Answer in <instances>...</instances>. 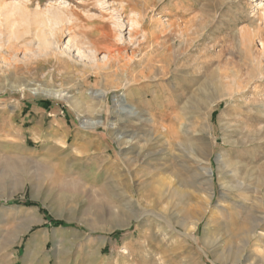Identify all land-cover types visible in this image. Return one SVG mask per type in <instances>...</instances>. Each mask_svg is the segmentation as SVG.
<instances>
[{
  "label": "rangeland",
  "instance_id": "1",
  "mask_svg": "<svg viewBox=\"0 0 264 264\" xmlns=\"http://www.w3.org/2000/svg\"><path fill=\"white\" fill-rule=\"evenodd\" d=\"M6 1L24 2L36 13L65 6L64 0ZM99 1L69 0L75 17L64 22L58 40L52 37L72 72L44 62L37 42H28L33 53L0 49V166L10 163L3 180L21 188L9 199L0 193V264H264V222L262 237L252 234L254 213L264 215V130L258 140L226 141L231 124L264 129V0L139 3L144 20L138 26L120 0ZM247 27L253 41L243 47ZM95 30L108 34L116 54L102 71L97 64L106 60L105 46L79 53L68 42L87 32L101 40ZM150 60L156 65L149 69ZM36 85L63 90L64 97L42 89L35 94ZM231 90L239 93L216 106L206 136L215 148L214 169L223 153L252 170L248 198L230 192L247 204L243 209L222 199L217 175L206 205L205 177L196 178V167L167 130L184 117L187 128L198 121L205 127L210 99ZM118 100L142 115L125 112ZM115 130L125 137L116 140ZM30 173L40 175L39 194ZM194 209L202 219L191 237L193 225L178 221L190 222Z\"/></svg>",
  "mask_w": 264,
  "mask_h": 264
},
{
  "label": "bare ground",
  "instance_id": "2",
  "mask_svg": "<svg viewBox=\"0 0 264 264\" xmlns=\"http://www.w3.org/2000/svg\"><path fill=\"white\" fill-rule=\"evenodd\" d=\"M68 1L69 0L63 1V3H65V6H63V7L58 6L55 9H53L52 7L54 5L50 4V6L47 7L44 11H42V12L37 11V13H36V11L32 12L31 10H29L28 7L26 6V3H24V2H11V1L8 2L6 0H0V36L2 35L0 37V49L5 48L6 50L11 51V52L12 51L17 52V51L23 49L25 51L28 50L29 52L33 53L36 49H35V47L28 46V42H30V43L37 42L38 55L44 56L43 57L44 62H47L48 64H52V65L56 66L57 69H59L60 71H63L62 73H65V74L74 71L72 64L69 61H67V59H65L63 57L64 54H66V53L63 51L58 53L56 50H54L52 48V44H53L52 37H54V40H58L60 38V33L63 31L61 29H64V27L62 28V25L64 24V22L66 20L73 21V19H74L73 17H75V13H74L73 9L69 10V4L70 3L68 4L67 3ZM153 2L155 3L156 0H120L119 4H120L121 9H123V12L127 16L130 14V16H128V17H129V21L131 22V25L138 26L139 24L143 23L144 19H142V16H144L143 15L144 11H142L143 9L141 6H140L141 8H139L138 6H135V5L141 4V5H144V7H145V5L146 6H148L150 4L152 5ZM99 3L104 4V0H100ZM59 5H60V3H59ZM130 7H131V10H130ZM128 11H130V12L127 13ZM248 28L249 27H247L246 29L241 31L242 34H241L240 38H241V42H242L243 47H246L248 42L253 41V40H251V32L250 31L247 32ZM95 31L99 32V34H100V31H98V30H95ZM135 32H137V31H135ZM100 35H102V36H99V38H101V40H103L102 42L99 39L94 40L92 38V35L88 32L86 34L85 39H78V37H77L78 35H76V36L71 35L68 42L71 43L72 47H76V49L78 50L79 53H81V50H83L82 48H84L86 46L88 50H90L96 54L101 48H103L105 46V48L108 52V54L104 58V60L105 59L106 60H105L104 64H102V63L97 64V67L101 69V68H105L107 66V63L111 62V58H112V60H114L115 59L114 56H116V54L112 55L113 51L110 48L109 43L106 44L107 38L109 37L108 34L106 33V35H105V33L103 31V33H101ZM81 36L79 35L80 38H81ZM156 42H158V41H156ZM103 43H105V44H103ZM262 51H264V50H262ZM118 54L120 55V52ZM116 60H118V58ZM260 61H262V60L260 59ZM34 62L35 61H28L27 66L28 67L33 66ZM155 63H156V61L153 62L152 60H150L148 64L146 63V67L149 69L153 68L156 65ZM116 66H118V64ZM163 66H164V63H163ZM43 68H45V67H43ZM108 70H109V68H108ZM100 71H102V69ZM225 73H226V75L228 74V72H225ZM232 73H234V72H232ZM235 81L237 82L236 78H235ZM239 85L240 84H238V86ZM244 87H245V85H244ZM40 89H42V88L37 86V87L33 88L32 91H33V93L37 94L39 91H41ZM42 90L49 93V94L57 96V97H64L63 90H53V89H42ZM237 93H239V90H231L229 92L224 91V92L220 93L218 96L210 99V105H209L210 106V112H209L208 117L206 118L208 123L206 124L205 127H203L204 126L203 125L202 126L203 128H201L200 122L198 121L197 125L195 123H193L192 125H190V127L187 128V126H186L187 120L184 117V118H182V122L180 124L181 125L180 127L167 128L168 132L171 134L170 135L171 138H174V137L176 138L175 139L176 144H178L181 147L183 156H185L190 161H192V164H194V166L196 167V178L199 179V177H201V176L205 177L204 183H206V185H208V191H209L208 192V198L206 200V205L212 199V195H213L212 191L214 190V187H215L216 175H217V180H218L217 182H219L218 184H220L219 187L221 188V197L223 200L228 199L232 203L233 207L238 208V209H243L247 205L240 198L235 199L234 196H231L230 192L235 193L238 197L243 196V199L246 198L248 195L245 194V191H249L248 181H249V177H251L250 171H252V170L250 168H247L248 167L247 163L243 159H241L240 157H238V156L237 157H230V156L225 155L223 153L222 154L220 153L218 155L216 169H214L213 162L211 160V157H212L211 155H212V153H214L215 148L213 146H211V148L209 147V143H208L207 136H206V133L212 134L211 131L214 129L215 123L213 124V122H212L213 118L212 117H213V114L216 110V106L219 105L220 103L223 104V102H227L229 100L231 101V99H233L234 95ZM104 94L107 95V93H105V92H104ZM117 103L122 104L121 108L126 109L125 112L127 111V113H130L132 115H138L139 117L142 115V112L134 109L133 106H129V105L124 104V100H118ZM72 104L75 107L80 106V103L77 102L76 100H72ZM200 106L201 105L199 103L198 108ZM200 109L202 110V108H200ZM187 111H188V109H187ZM205 111H206V109H205ZM198 112H200V110ZM238 114H239L238 112L235 113V115H237V116H238ZM182 115H183V113H182ZM190 115H192V114H190ZM196 115H198V114H196ZM237 116H235V117H237ZM146 119H147V117H146ZM96 120H98V119H96ZM151 120H153V117L151 118ZM100 122L101 121L99 119L96 123L99 124ZM243 122H244V120H243ZM227 127H228L227 132H228L229 137L226 139V141L229 142L232 146L238 145L240 143L251 142V141L256 139L257 135L260 134L262 132V130H264L262 127L261 128L239 129L238 128L239 125H237V124L236 125L231 124V125H228ZM235 131H240L239 132L240 137H238L237 139L231 138L232 137L231 135L234 134ZM114 133L116 134L115 135L116 140L117 139L121 140L125 137L124 131L115 130ZM262 134H264V133L262 132ZM263 137L264 136H262V138ZM258 139H256V140H258ZM130 141H132V139L129 138L127 140V142H130ZM17 162H18V160L16 162L14 161V163H17ZM22 162H24V161H22ZM9 165H10V163H9ZM9 165L0 166V193H2V195H4L6 197L5 199L13 198L14 193L17 190L21 189V188L19 189L18 187H16V188L15 187H9L6 183V180H3V178H5L9 174V171H8ZM30 179L32 180V191H33V193L39 194L41 192L40 175L38 176L34 173H30ZM11 181H12V179H11ZM23 187L25 189V186H23ZM255 191L259 192L256 189H255ZM39 196L40 195H38V197ZM142 197L148 198V197H150V194L149 193H146V194L143 193ZM203 199H205V197ZM250 199H252V198H250ZM202 208L200 207L199 209H202ZM204 209H205V207H204ZM206 210H207V207H206L205 211ZM188 211H189V209H188ZM190 211H191V213H190L191 214V221L189 220L190 222H187L188 220L185 221L184 219L183 220L181 219L178 222H180V224L186 229H188L190 225H193L192 229L190 226L191 231L189 233H187V235L194 237L193 234L195 233V230L197 229L198 221L202 218H200L199 216L196 217V210L195 211L190 210ZM198 211L202 212L201 210H198ZM250 213H252V211H250ZM256 213L257 212L254 213V218H253L254 221L252 220V222H253V233L252 234H253V236L255 235L259 239L260 237H262V235L260 233H258V230H261L263 227L262 224L264 222V215L262 214V216H261V214H260V216L255 217ZM222 214L223 215L230 214L228 207L222 206ZM257 214L259 215V213H257ZM198 215H200V214H198ZM119 218H120V216H119ZM239 234H240V232H239ZM246 236L250 237V235H246ZM248 241L249 240H247V242ZM125 254L127 255L126 257H129L128 252H125Z\"/></svg>",
  "mask_w": 264,
  "mask_h": 264
}]
</instances>
